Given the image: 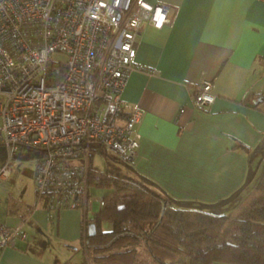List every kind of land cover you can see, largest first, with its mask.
Masks as SVG:
<instances>
[{
    "label": "crops",
    "instance_id": "0c3cea01",
    "mask_svg": "<svg viewBox=\"0 0 264 264\" xmlns=\"http://www.w3.org/2000/svg\"><path fill=\"white\" fill-rule=\"evenodd\" d=\"M147 1L169 5L172 21L143 23L136 37V62L154 72L133 71L121 95L123 116L136 105L142 111L128 164L185 205L236 213L241 200L259 195L264 166V0ZM205 78L214 101L195 106V86ZM25 148L37 161L36 148L16 153ZM13 157L16 164L22 158ZM7 158L0 160V170L9 164L0 178V221L21 234L0 247V264H94L82 244V223L99 206L49 216L35 203L34 173L21 178ZM139 256L143 264L158 263L143 244L136 263Z\"/></svg>",
    "mask_w": 264,
    "mask_h": 264
},
{
    "label": "built area",
    "instance_id": "2783aa9c",
    "mask_svg": "<svg viewBox=\"0 0 264 264\" xmlns=\"http://www.w3.org/2000/svg\"><path fill=\"white\" fill-rule=\"evenodd\" d=\"M171 21L160 1L0 0V144L9 158L23 146L39 150L35 203L49 216L67 207L91 211L92 148L133 159L142 111L136 105L123 116L121 95L133 71L154 72L136 62V37L143 23ZM214 98L211 80L199 81L194 105ZM97 200L101 207L103 196ZM20 234L0 221V247Z\"/></svg>",
    "mask_w": 264,
    "mask_h": 264
},
{
    "label": "trees",
    "instance_id": "16d2710c",
    "mask_svg": "<svg viewBox=\"0 0 264 264\" xmlns=\"http://www.w3.org/2000/svg\"><path fill=\"white\" fill-rule=\"evenodd\" d=\"M96 151L89 157V185L110 190L98 212L84 218L82 244L94 264H135L140 244L160 264H264V166L256 182L259 195L241 200L236 213H219L179 202L128 163L124 174L100 170L92 162ZM146 220L154 221L149 230ZM103 221L111 228L103 230Z\"/></svg>",
    "mask_w": 264,
    "mask_h": 264
},
{
    "label": "rangeland",
    "instance_id": "374dc122",
    "mask_svg": "<svg viewBox=\"0 0 264 264\" xmlns=\"http://www.w3.org/2000/svg\"><path fill=\"white\" fill-rule=\"evenodd\" d=\"M3 146L0 144V149H2ZM26 150L23 151L22 153H14L12 156H22V158H20V161L19 163H15L14 162V157L13 158H9L10 162H11V166L13 165V170H15L17 173H21L22 175L21 178H24L26 176L24 175H27L28 171H30L32 174L34 173V169H35V166L36 165V153L33 149H27L25 148ZM8 152L6 150V148H3L2 151H0V160L1 158L4 159V163L6 162V160L8 159ZM78 159H80L79 157H74L73 159L71 157H66L65 159H63L64 161L66 162H76ZM9 162V161H8ZM93 164L94 166L98 167L100 170H109V171H112V172H115V174H124L126 171H127V167H126V162H122V161H119V160H116L114 158V155L113 154H105L102 149H100L99 151H97L94 156H93ZM3 163V164H4ZM9 165V164H8ZM25 181V180H24ZM33 185H34V180H33ZM110 189L108 187H105V186H90V191H89V194L91 196V198H93V202H94V209H96L99 205H98V200H97V197L98 196H103L107 191H109ZM34 191H35V188H34ZM35 194V193H34ZM35 197V195H34ZM98 205V206H97ZM220 205V204H219ZM219 206L217 207H214L212 208L211 210L213 212H219V213H222V212H230V210H223V209H219L218 208ZM147 221V223H146ZM144 221L145 222V228L146 229H150L151 225L153 224V220H146ZM143 222V223H144ZM111 228V224L109 221H103L102 222V229L103 230H108ZM87 230H88V226H87ZM82 253V252H81ZM90 258V257H89ZM139 259V262L136 263V264H143L141 262L142 258L141 256L138 257ZM152 261H155L154 259ZM154 263V262H153ZM156 263V262H155ZM222 264L221 262H216L214 264ZM156 264H160V263H156Z\"/></svg>",
    "mask_w": 264,
    "mask_h": 264
},
{
    "label": "water",
    "instance_id": "95a60500",
    "mask_svg": "<svg viewBox=\"0 0 264 264\" xmlns=\"http://www.w3.org/2000/svg\"><path fill=\"white\" fill-rule=\"evenodd\" d=\"M87 226L89 234H93L96 231L95 224L92 221H90Z\"/></svg>",
    "mask_w": 264,
    "mask_h": 264
}]
</instances>
